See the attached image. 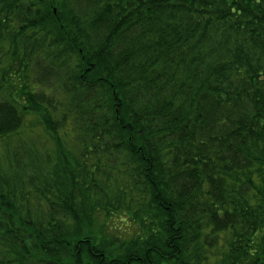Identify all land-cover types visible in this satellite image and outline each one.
Returning <instances> with one entry per match:
<instances>
[{
    "label": "trees",
    "instance_id": "16d2710c",
    "mask_svg": "<svg viewBox=\"0 0 264 264\" xmlns=\"http://www.w3.org/2000/svg\"><path fill=\"white\" fill-rule=\"evenodd\" d=\"M0 264H264V0H0Z\"/></svg>",
    "mask_w": 264,
    "mask_h": 264
},
{
    "label": "rangeland",
    "instance_id": "374dc122",
    "mask_svg": "<svg viewBox=\"0 0 264 264\" xmlns=\"http://www.w3.org/2000/svg\"><path fill=\"white\" fill-rule=\"evenodd\" d=\"M32 134L37 135L36 132L30 130ZM134 217V216H133ZM142 220V218H140ZM91 224L98 226L105 225L104 231L111 236H117L123 240L130 241L133 236H136L141 231L140 225L136 224L130 216L129 210L120 209L115 214L101 211L95 214L92 218ZM128 224V225H127ZM126 225V226H125ZM121 226V227H120ZM124 249V247H123Z\"/></svg>",
    "mask_w": 264,
    "mask_h": 264
}]
</instances>
